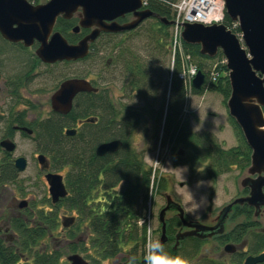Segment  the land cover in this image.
I'll return each mask as SVG.
<instances>
[{"label": "trees", "instance_id": "16d2710c", "mask_svg": "<svg viewBox=\"0 0 264 264\" xmlns=\"http://www.w3.org/2000/svg\"><path fill=\"white\" fill-rule=\"evenodd\" d=\"M143 1L145 8L159 16L167 20L173 18L172 4L177 0ZM147 19L153 22V28L150 30L153 33L150 37L152 42L158 49L163 47L169 56L170 67L168 79L164 83L162 108H159L156 116L160 122L162 119L163 140L167 139L174 145L186 148L177 150V158L180 163L187 165L191 180L215 181L218 176L232 168L244 171L250 163V149L231 118L229 121L238 143L223 148L216 136L210 132L192 131L188 117L183 115L187 93H217L225 104L230 87L223 55L218 51L215 56L209 58L199 53L197 45L181 41L180 51H176L172 56L169 33L171 25L153 17ZM144 21L131 30V33L136 34ZM75 23L76 18H58L55 27L68 42H74L76 36L70 34L69 30ZM221 23L234 34L238 31L237 28H232L233 21L224 12ZM107 44L119 48L111 38L105 40V45ZM95 46L96 43L90 45L89 53L83 61L92 56ZM9 47L25 51L3 40L0 54L15 55L9 54ZM140 57H137L131 47L130 58L127 59L121 54L118 65L124 66L122 71L126 80L131 68V89H135L138 94L144 90V93L153 92L159 84L157 79L149 76L148 63ZM30 61H34V57H31ZM186 63H192L197 71L204 75V82L198 90L186 85L178 77ZM20 71L18 75L24 74L22 69ZM167 86V98L164 102ZM96 97V93H80L74 98L72 108L66 115L52 114L50 118L35 126L37 147L48 157L51 169L67 168L63 175L67 195L56 204H51L47 198L43 199L39 207H35L34 201H31L29 206L21 211L20 216L8 219L9 230L13 233L9 243L0 237V264H68L63 251L50 245L51 240H60L55 236L59 211L71 213L70 216L74 217L73 224L63 230L64 236L69 240L61 246L65 247V253H82L90 264H98L100 261L121 255L119 264H129L133 257V264H143L146 223L144 220L137 223V219L141 215L144 217L148 191L163 185L157 180L153 184L152 170L145 168L142 159L128 145L127 138L136 123V117L131 115V118L117 120V112L110 102L104 100L99 104ZM87 117H95L96 121L76 126L77 119ZM74 126L77 132L73 136L63 135V127ZM7 130L5 136H10V127ZM111 139H119L122 142L120 148L102 157L96 156L94 149L97 144ZM17 176L18 172L12 160L8 156L2 157L0 186L15 184ZM246 192V189H242L241 193ZM228 220H234V223L215 238L218 245L245 241L244 249L247 254L257 255L264 252V222L260 223V216H253L251 207L245 204L235 206ZM179 226L180 221L176 215L166 219V241L163 244L168 256L181 257L188 264H227L215 257L201 254L207 240L193 236L177 240L175 236ZM241 256L242 254L235 256L231 264H242Z\"/></svg>", "mask_w": 264, "mask_h": 264}, {"label": "rangeland", "instance_id": "374dc122", "mask_svg": "<svg viewBox=\"0 0 264 264\" xmlns=\"http://www.w3.org/2000/svg\"><path fill=\"white\" fill-rule=\"evenodd\" d=\"M45 1L38 0V3H44ZM152 28V20H145L136 34L135 32L131 33L130 39L116 43L119 46L118 53L114 52L117 48L109 47L106 50L105 43L97 42L92 56L84 62L56 63L53 65L31 63L34 65L30 66V58L33 57L32 48L22 51L17 47H9V54L15 55L0 54V134L6 131L7 125L16 116V112L24 110L26 112L25 116L29 118L37 114L40 117H46L49 111L48 98L55 84L62 77L70 76L81 70L88 72V77L95 80L96 86L105 82L102 86L109 89H106L108 92L96 97L97 103L101 104L104 100H108L117 112V120L131 118V115L136 117V123L129 131L128 145L142 159L145 168L152 170L153 184L157 180L163 185L161 188H152L148 191L146 208L143 210L144 217L141 215L137 219V223L142 220L146 223V243L149 239H159L158 212L165 203L166 195L180 204L188 218L210 225L217 212L224 205L242 195L240 180L247 175L246 169L240 172L237 168H232L230 171L218 176L215 181L209 179L191 180L187 165L180 163L177 158V150H186V148L181 145H174L167 139L163 140L161 133L162 119L160 122V119L158 120L156 116L159 108H162L164 83L168 79L170 64L166 50L163 47L158 49L152 42L150 38L153 34L150 31ZM169 33H171V28ZM0 45H2L1 39ZM131 47L137 57L141 56L142 58H140L148 63L149 76L152 79H157L159 87L153 92L144 93V90V94L141 92V94H138L135 89H131L130 94L127 85L122 81L117 70L118 59L121 54L129 59ZM108 56H115V58H113V64L105 69L103 67L104 60ZM21 69L24 74L27 73V78L23 80L22 88L19 90L21 97L17 98L19 102L13 104L14 100L8 93L7 84L10 80L20 78L23 75H18L21 73ZM145 72L147 71L145 70ZM167 91L168 86L164 102L167 98ZM23 100L29 102V104L25 105ZM163 108H165V104ZM183 115L188 117L192 131L196 133L210 132L216 136L223 148H229L238 143L229 121L227 108L217 93L208 91L196 95L187 93ZM12 139L15 142V150L10 153L9 158L14 159L22 156L26 159L27 164L24 171L18 172L15 184L0 186V237L8 243L11 241L10 235L13 233L9 230L8 219L20 216L23 210L18 208V203L25 200L27 206H29V203L34 201L35 207H39L43 199H49L48 186L43 177L44 171L39 168L36 162L35 141L32 137H23L19 133H15ZM2 157L3 153L0 149V159ZM66 170L67 168L52 171L64 175ZM196 209L199 210L195 211ZM190 212H194V214H190ZM70 214L64 211L58 212V226L55 236L60 240L55 239L50 242L53 248L58 247L63 251L64 257L71 253H65V247H61L62 244L69 242L64 236L63 230L66 227H62L61 219L70 216ZM172 215L173 212L167 211L165 217ZM260 222H263V218L260 219ZM233 223L234 220H228L225 223V230H228ZM222 247L223 245H218L216 241L208 240L204 243L201 254L231 264V261L238 254L224 253ZM241 253V259H243L247 252L243 251ZM78 254L90 264L82 253ZM121 256L100 261L98 264H119ZM261 264H264V261Z\"/></svg>", "mask_w": 264, "mask_h": 264}, {"label": "water", "instance_id": "95a60500", "mask_svg": "<svg viewBox=\"0 0 264 264\" xmlns=\"http://www.w3.org/2000/svg\"><path fill=\"white\" fill-rule=\"evenodd\" d=\"M224 13L237 23L240 38L227 29L221 22L202 24L184 22L181 24L180 38L186 44H195L199 53L209 58L218 51L224 57L230 94L225 101L229 117L239 128L246 145L250 149V163L246 168L247 175L240 180L242 189L247 193L234 198L224 205L215 215L212 224L205 225L198 221L187 220L179 203L165 196V205L158 212L160 223L159 240L166 241L165 226L167 211L175 212L182 226L187 230L178 233V240L186 236L199 239L225 232L224 224L233 205H247L253 209V216H260L264 222V0H222ZM131 12V22L117 25L114 22L105 24L118 15ZM77 17L72 32L80 28H91L89 33L76 43H68L63 35L54 30L56 21ZM153 17L168 25L173 20L152 12L144 7L143 0H47L33 5L28 0H0V36L8 42H21L29 47L34 41L39 45L34 54L44 63L59 61H76L85 58L89 53L90 44L97 38L100 31L116 32L133 30L145 19ZM204 82V75L197 71L191 80V87L198 90ZM96 88L83 78H68L62 81L50 96L51 110L59 114H67L72 102L80 92H95ZM95 118L84 121L93 122ZM22 130L31 132L22 127ZM76 129H67L65 134L73 136ZM122 142L111 139L100 142L94 149L96 156L116 152ZM0 147L7 152L14 150L15 144L9 139L0 140ZM42 169L48 166L43 154L37 156ZM14 168L21 172L26 167L24 157H16ZM44 179L48 186L50 202L56 204L67 195L63 176L59 173L47 172ZM27 205L25 200L18 203V208ZM74 217L65 216L61 219L62 227H69ZM234 246L225 244L223 250L233 252ZM68 264H88L78 253L65 257ZM264 261V252L247 255L243 264H260Z\"/></svg>", "mask_w": 264, "mask_h": 264}, {"label": "flooded vegetation", "instance_id": "af4514ba", "mask_svg": "<svg viewBox=\"0 0 264 264\" xmlns=\"http://www.w3.org/2000/svg\"><path fill=\"white\" fill-rule=\"evenodd\" d=\"M47 1V0H46ZM31 4H33V5H36V4H40V3H38V0H31V1H29ZM60 18V17H59ZM72 18H76V23H77V21H78V18L77 17H72ZM62 19V18H61ZM63 20H69V19H63ZM131 20H132V16H131V12H126V13H123V14H121V15H118L117 17H115V18H113V19H111V20H104V23L105 24H110L111 22H114V23H116L117 25H124V24H127V23H129V22H131ZM75 23V24H76ZM74 24V25H75ZM73 25V26H74ZM56 26V25H55ZM73 26L71 27V29L69 30V33L70 34H72V35H74V36H76V38H75V41L74 42H68V40L66 39V37L59 31V30H57L56 29V27L54 28V30H57V31H59L62 35H63V37L67 40V42L68 43H76L80 38H82L84 35H86L87 33H89V31L91 30V28H80L79 29V31L78 32H76V33H74V32H72V28H73ZM109 38H111V39H113L116 43L118 42V41H122V40H127V39H130L131 38V29L130 30H121V31H116V32H105V31H100L99 32V34H98V36H97V38L90 44V45H92V44H94V43H97V42H101V43H105V40L106 39H109ZM0 39L3 41H6L5 39H3L1 36H0ZM6 42H8V41H6ZM8 43H10V44H13V45H15V46H18V47H21V48H23V49H30V48H32L33 49V57H34V61H30V66L31 65H34V64H31V63H35V64H39V63H41V64H43V65H53V64H56V63H65V64H71V63H77V62H84L83 61V59H80V60H76V61H59V62H55V63H44V62H42L41 60H39V58L34 54V51H35V49L37 48V46L39 45V43L37 42V41H34L33 42V44L31 45V46H29V47H25V46H23V44L21 43V42H17V43H11V42H8ZM104 45V44H103ZM110 47V45H108L107 44V48H106V50H108V48ZM117 50H118V47H117V49H115L114 50V52H117ZM113 58H115V56L113 57V56H108V57H106L105 58V60H104V65H103V67L105 68V69H107V68H109L112 64H113ZM117 63V62H116ZM118 66V68H117V70H118V72H119V74H120V76H121V78H122V81H124L125 82V84L127 85V88H128V91H129V93L131 94V68H130V70H129V72H128V74H129V76H128V80H126L125 79V77L123 76V71H122V69L124 68V66H120V65H117ZM102 73H103V71H102ZM26 75H27V73H25V74H23L22 76H20V78H17V79H13V80H10L9 82H8V84H7V90H8V93H9V95L11 96V98L14 100V102H13V104H16V103H18L19 101H18V99L17 98H21L20 97V95H19V90H20V88H22V85H23V80H25V78H27L26 77ZM77 75V76H76ZM73 77H76V78H83V79H85V80H87V81H89L95 88H96V91L95 92H80V93H96V95H98V96H100V95H102L103 93H106V92H108L107 90H109L108 88H106V87H103L102 85H103V83H105V82H103V83H101L99 86H96V83H95V80L93 79V78H89L88 77V73L86 72V71H83V70H81V71H79V72H77V73H74V74H72V75H70V76H64V77H62L56 84H55V86L53 87V90H52V92H51V94L49 95V98H48V103H49V111L47 112V116L46 117H40L38 114L36 115V116H33V117H28V116H25V113L26 112H24V110L23 111H20V112H16V116L14 117V118H12V120H11V123L10 124H8L7 125V128H6V131L3 133V134H0V140H2V139H9V140H11L14 144H15V142L13 141V136H14V134L15 133H19L21 136H23V137H32L33 138V140L35 141V144H36V149H35V151H36V162H37V156L41 153V154H43L39 149H38V147H37V145H38V138L36 137V135H35V126L40 122V121H43V120H45V119H48V118H50L51 117V115L52 114H58V115H62V116H64V115H66V114H59V113H55V112H53L52 110H51V106H50V96L56 91V89L59 87V85H60V83L62 82V81H64L65 79H68V78H73ZM107 89V90H106ZM80 93H78V94H80ZM77 94V95H78ZM77 95H75V97L77 96ZM74 97V98H75ZM11 99V100H12ZM74 100V99H73ZM24 101V103H25V105L26 104H29V102L27 103L25 100H23ZM72 105H73V102H72ZM72 108V107H71ZM88 118V117H87ZM87 118H82V119H77L76 120V126L77 125H81V124H84V123H94L96 120H94L93 122H87V121H84L85 119H87ZM95 118V117H94ZM98 119V118H97ZM75 125V124H74ZM8 127H10V129H11V135L10 136H5L7 133H8ZM22 127H26V128H28V129H30L31 130V132L29 133V132H27V131H25V130H22L21 128ZM72 128H74V129H76V132H77V128L74 126V127H63V135L64 136H68V137H71V136H69V135H66L65 134V130H67V129H72ZM98 145V144H97ZM0 149L2 150V153H3V157L5 156V157H7L8 156V158H9V155H10V153L11 152H7V151H5L3 148H1L0 147ZM14 150H15V147H14ZM13 150V151H14ZM12 151V152H13ZM8 154V155H7ZM45 157H46V160H47V163H48V166H47V168L46 169H42L41 167H40V165L38 164V162H37V164L39 165V168L42 170V171H44V173H43V177H44V175H45V173H47V172H53L52 170L53 169H51V167H50V164H49V161H48V157L45 155V154H43ZM19 157V156H18ZM22 157V156H21ZM10 159V158H9ZM15 159V158H14ZM14 159H11L12 160V162L14 161ZM26 160V159H25ZM27 164V163H26ZM26 168V167H25ZM25 170V169H24ZM23 170V171H24ZM17 171V170H16ZM18 172V171H17ZM22 172V171H21ZM54 173H56V172H54ZM63 176V175H62ZM63 180H64V177H63ZM64 182V181H63ZM247 193V192H246ZM245 193V194H246ZM242 195H244V194H242ZM233 200V199H232ZM232 200H230L229 202H231ZM49 201H50V198H49ZM165 202V201H164ZM228 202V203H229ZM51 203V202H50ZM52 204V203H51ZM164 205H165V203H164ZM163 205V206H164ZM162 206V207H163ZM235 206H237V205H233L232 206V208H231V212L229 213V215H228V218H229V216H230V214L232 213V211H233V209H234V207ZM27 207V205L25 206V207H23V208H21V209H24V208H26ZM161 207V208H162ZM173 215H175V212H173ZM184 216H185V219H187V220H194V219H191V218H188L187 216H186V214L184 213ZM167 218H169V217H167ZM166 218V219H167ZM228 218L225 220V223L228 221ZM180 221V220H179ZM194 221H197V220H194ZM236 223V222H235ZM261 223V222H260ZM263 223V222H262ZM206 225V224H205ZM165 228H166V226H165ZM185 230H187V228L186 227H184V226H182V224H181V222H180V226L178 227V229H177V234L178 233H180V232H183V231H185ZM224 230H225V224H224ZM226 231V230H225ZM176 234V235H177ZM219 235H221V234H216V235H212L211 237H208V238H204V239H201V240H214L215 241V238L217 237V236H219ZM193 237H195V236H193ZM197 238V237H196ZM228 243H230V244H232L233 246H234V250H233V252H230V253H228V254H233V255H236V254H240L241 252H243V251H245V250H242L243 248H244V246H245V241H243V242H240V243H237V242H228ZM227 243V244H228ZM226 243H224L223 244V247H224V245H225ZM223 247H222V252H224V253H227V252H225L224 250H223ZM242 254V253H241ZM203 256L205 255V254H202ZM247 255H250V254H247ZM246 255V256H247ZM246 256H244V258L246 257ZM244 258L242 259V264H243V261H244ZM261 264V263H260Z\"/></svg>", "mask_w": 264, "mask_h": 264}, {"label": "built area", "instance_id": "2783aa9c", "mask_svg": "<svg viewBox=\"0 0 264 264\" xmlns=\"http://www.w3.org/2000/svg\"><path fill=\"white\" fill-rule=\"evenodd\" d=\"M174 9L171 29V55L181 48V24L184 22H198L202 24L220 23L223 19V3L221 0H177L172 4ZM232 28H237L233 22ZM240 38L239 30L235 34ZM187 59V57H186ZM197 68L192 63H186L178 77L188 86L195 76ZM214 79V77H213ZM142 222V221H140Z\"/></svg>", "mask_w": 264, "mask_h": 264}, {"label": "clouds", "instance_id": "9594fccd", "mask_svg": "<svg viewBox=\"0 0 264 264\" xmlns=\"http://www.w3.org/2000/svg\"><path fill=\"white\" fill-rule=\"evenodd\" d=\"M190 214H194V212H190ZM134 259V257L130 259L129 264H133ZM143 264H188V262L181 257L168 256L164 250V244L159 239H149L145 246Z\"/></svg>", "mask_w": 264, "mask_h": 264}]
</instances>
